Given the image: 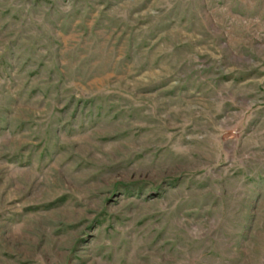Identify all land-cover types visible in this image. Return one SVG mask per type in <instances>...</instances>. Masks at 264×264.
Returning a JSON list of instances; mask_svg holds the SVG:
<instances>
[{
	"label": "rangeland",
	"instance_id": "rangeland-1",
	"mask_svg": "<svg viewBox=\"0 0 264 264\" xmlns=\"http://www.w3.org/2000/svg\"><path fill=\"white\" fill-rule=\"evenodd\" d=\"M0 264H264V0H0Z\"/></svg>",
	"mask_w": 264,
	"mask_h": 264
}]
</instances>
